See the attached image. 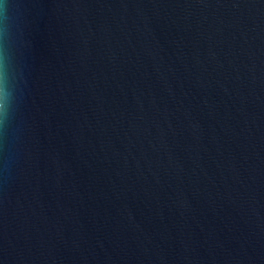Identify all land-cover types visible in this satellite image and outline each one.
Masks as SVG:
<instances>
[{"label":"water","instance_id":"obj_1","mask_svg":"<svg viewBox=\"0 0 264 264\" xmlns=\"http://www.w3.org/2000/svg\"><path fill=\"white\" fill-rule=\"evenodd\" d=\"M0 264H264V0H0Z\"/></svg>","mask_w":264,"mask_h":264}]
</instances>
